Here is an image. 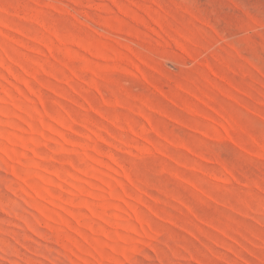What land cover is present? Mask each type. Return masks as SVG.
<instances>
[{
    "label": "rangeland",
    "instance_id": "374dc122",
    "mask_svg": "<svg viewBox=\"0 0 264 264\" xmlns=\"http://www.w3.org/2000/svg\"><path fill=\"white\" fill-rule=\"evenodd\" d=\"M0 264H264V0H0Z\"/></svg>",
    "mask_w": 264,
    "mask_h": 264
}]
</instances>
